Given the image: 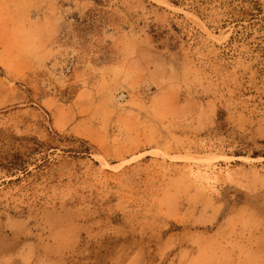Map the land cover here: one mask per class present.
<instances>
[{
    "label": "rangeland",
    "instance_id": "1",
    "mask_svg": "<svg viewBox=\"0 0 264 264\" xmlns=\"http://www.w3.org/2000/svg\"><path fill=\"white\" fill-rule=\"evenodd\" d=\"M240 2L0 0V162L29 161L0 171V264H264V13Z\"/></svg>",
    "mask_w": 264,
    "mask_h": 264
},
{
    "label": "trees",
    "instance_id": "2",
    "mask_svg": "<svg viewBox=\"0 0 264 264\" xmlns=\"http://www.w3.org/2000/svg\"><path fill=\"white\" fill-rule=\"evenodd\" d=\"M172 6L181 8L185 5H190V11L194 13L202 20L206 17L207 6L211 4L212 0H167ZM239 11L250 16L252 19H257L258 15L264 13L263 2L261 0H240ZM237 7V8H238ZM236 9V8H235ZM154 27V26H153ZM160 37V35H157ZM33 141L37 142L36 139ZM29 161L24 158L20 153L13 154L7 163L0 162V171L4 174V178H12L8 182L13 183L20 180L19 174L29 173L28 171Z\"/></svg>",
    "mask_w": 264,
    "mask_h": 264
}]
</instances>
